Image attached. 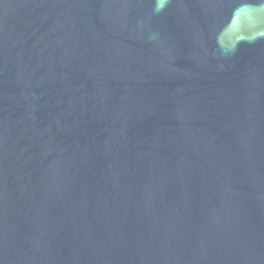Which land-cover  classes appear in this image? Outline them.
<instances>
[{
	"label": "water",
	"instance_id": "water-1",
	"mask_svg": "<svg viewBox=\"0 0 264 264\" xmlns=\"http://www.w3.org/2000/svg\"><path fill=\"white\" fill-rule=\"evenodd\" d=\"M0 264H264V0H0Z\"/></svg>",
	"mask_w": 264,
	"mask_h": 264
}]
</instances>
